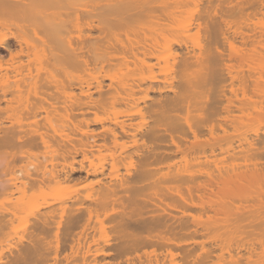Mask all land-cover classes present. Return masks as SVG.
<instances>
[{
  "label": "bare ground",
  "instance_id": "obj_1",
  "mask_svg": "<svg viewBox=\"0 0 264 264\" xmlns=\"http://www.w3.org/2000/svg\"><path fill=\"white\" fill-rule=\"evenodd\" d=\"M0 264H264V0H0Z\"/></svg>",
  "mask_w": 264,
  "mask_h": 264
},
{
  "label": "rangeland",
  "instance_id": "obj_2",
  "mask_svg": "<svg viewBox=\"0 0 264 264\" xmlns=\"http://www.w3.org/2000/svg\"><path fill=\"white\" fill-rule=\"evenodd\" d=\"M6 59H8V58L5 56V60H6ZM81 174L83 175V176L81 177V178H83V179H79V180H76V181H77V182L79 181V183L81 184V186H82V185H86L88 182H87V180L84 179V175H85V174H84V173H81ZM80 181H81V182H80ZM77 182H76V184H77ZM72 183L74 184L73 186H75V181L72 182ZM72 183H71V184H72ZM79 183H78V184H79ZM70 186H72V185H70ZM78 186H79V185H77L76 187L78 188ZM70 188H71V187H70ZM70 188H69V189H70ZM69 189H68V190H69ZM72 189H74V188H71L70 191H71ZM106 223H107V224H105V227H106V233H105V234H107V237H108L110 240L114 241V239H115L114 237L116 236L115 232L113 231L114 229H112V228L110 227V225H108V221H107Z\"/></svg>",
  "mask_w": 264,
  "mask_h": 264
}]
</instances>
